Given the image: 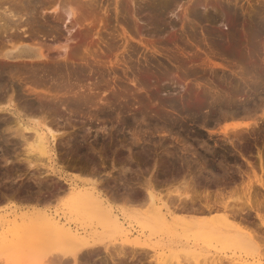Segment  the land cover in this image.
<instances>
[{"label":"rangeland","instance_id":"1","mask_svg":"<svg viewBox=\"0 0 264 264\" xmlns=\"http://www.w3.org/2000/svg\"><path fill=\"white\" fill-rule=\"evenodd\" d=\"M33 1L0 5V264H264V0ZM69 184L123 226L68 212ZM33 207L87 246L13 222Z\"/></svg>","mask_w":264,"mask_h":264},{"label":"bare ground","instance_id":"2","mask_svg":"<svg viewBox=\"0 0 264 264\" xmlns=\"http://www.w3.org/2000/svg\"><path fill=\"white\" fill-rule=\"evenodd\" d=\"M38 1V0H37ZM37 1H35L36 3H37ZM50 1V0H49ZM60 1H62V0H60ZM224 1V0H223ZM7 2H8V5L10 4V5H33L34 4V1L33 0H19V1H16V0H0V5H3L4 3H6L7 4ZM58 2H59V0H58ZM64 2H66L65 0H64ZM69 2V1H68ZM35 3V4H36ZM8 8V7H7ZM16 8V7H15ZM9 10H10V8H9ZM8 9H7V11H9ZM12 10V9H11ZM16 10V9H15ZM67 10H69V9H66V11ZM3 11V10H2ZM6 11V12H7ZM4 12H5V10H4ZM3 13V12H2ZM13 13V12H12ZM70 13H71V11L69 10V12H67V15L69 16L70 15ZM4 14V13H3ZM2 14V17L5 15L6 16V14H4L3 15ZM8 14V13H7ZM8 15H10V14H8ZM14 15H15V13H14ZM4 16V17H5ZM1 17V16H0ZM10 17V16H9ZM18 17V16H17ZM6 18V17H5ZM12 17H10L9 19H11ZM14 18V17H13ZM12 18V19H13ZM1 19V18H0ZM15 19V18H14ZM22 19V18H21ZM3 20H5V19H3ZM6 21V20H5ZM11 21V20H10ZM14 21V20H13ZM19 21V20H18ZM7 22V21H6ZM15 22V21H14ZM15 24H17L16 22H15ZM0 25H1V23H0ZM6 25V24H5ZM21 25H22V22H21ZM20 25V26H21ZM27 25V24H26ZM25 25V26H26ZM30 25H31V23H30ZM30 25H29V27H30ZM8 26V25H7ZM18 26V25H17ZM253 26V25H252ZM3 27V26H2ZM11 27H15V26H12L11 25ZM28 27V26H27ZM1 28V27H0ZM31 28V27H30ZM29 28V29H30ZM10 29V28H9ZM3 30V29H2ZM1 30V31H2ZM26 30V29H25ZM24 30V31H25ZM28 30V29H27ZM1 31H0V33H1ZM15 31V30H14ZM32 31V30H31ZM8 31H6V33H7ZM12 32V31H11ZM28 32V31H27ZM26 32V34L28 35V33ZM10 33V32H9ZM8 33V34H9ZM22 33V32H21ZM34 33V32H33ZM250 33V32H249ZM6 35V34H5ZM17 35V34H16ZM36 35V34H35ZM34 35V36H35ZM2 37V36H1ZM5 37V36H4ZM22 37V36H21ZM254 38V37H253ZM6 39V38H5ZM18 39V38H17ZM23 39V38H22ZM4 40V39H3ZM7 40V39H6ZM250 40H251V38H250ZM8 41V40H7ZM145 41H146V39H145ZM144 41V42H145ZM153 39L152 40H150L149 39V41H148V39H147V41L146 42H151V43H153ZM236 41V40H235ZM6 42V41H5ZM17 42V40L15 41V43ZM13 43H14V41H13ZM1 44V43H0ZM6 45V44H5ZM1 46H4V44L3 45H1ZM6 47V46H5ZM10 47V46H9ZM254 47V46H253ZM4 48V47H3ZM62 49H65L64 50V55L62 56V55H60L61 57L60 58H63L64 60L63 61H67L68 59H69V57H67V52L68 51H66L67 49H66V47H61ZM68 48V47H67ZM2 49V48H1ZM48 49V48H47ZM59 49V48H58ZM245 49V48H244ZM10 50H11V48H10ZM13 50V49H12ZM50 50V49H49ZM1 52V51H0ZM232 52V51H231ZM230 52V53H231ZM233 53V52H232ZM12 54V53H11ZM252 55V54H251ZM253 56V55H252ZM46 57V56H45ZM250 57V56H249ZM68 58V59H67ZM2 59V58H1ZM44 61V60H43ZM48 61V60H47ZM2 62V61H1ZM46 62V61H45ZM251 62V61H250ZM249 62V63H250ZM16 63V62H15ZM15 63H13V64H15ZM18 63V62H17ZM252 65H254V64H252ZM240 66V65H239ZM250 67V66H249ZM254 67H256V66H254ZM253 67V68H254ZM242 68V67H241ZM245 67H243V69H244ZM247 68V67H246ZM245 68V69H246ZM4 69V68H3ZM243 69H242V71H243ZM46 71H48V70H46ZM241 71V70H240ZM247 71V70H246ZM250 71V70H249ZM252 71V70H251ZM9 72V71H8ZM18 72H19V70H18ZM256 72V71H255ZM255 72H253L252 71V73H255ZM51 73V72H50ZM248 73V72H247ZM252 73H250V77H251V74ZM258 73V72H257ZM13 75V74H12ZM241 75V74H240ZM246 75V74H245ZM245 75H244V77H245ZM248 75V74H247ZM53 76V75H52ZM255 74H254V78H255ZM47 77V76H46ZM253 77V76H252ZM258 77H260V76H258ZM49 78H51L50 76H49ZM261 78V77H260ZM245 79V78H244ZM253 79V78H252ZM256 79V78H255ZM254 79V80H255ZM51 80V79H50ZM52 81H53V79H52ZM245 81V80H244ZM250 81V80H249ZM248 81V82H249ZM253 81V80H252ZM54 82V81H53ZM247 82V83H248ZM256 82V81H255ZM246 83V82H245ZM252 83H254V81L252 82ZM259 83V82H258ZM257 84V83H256ZM243 85V84H242ZM251 85V84H250ZM249 85V86H250ZM260 85H261V83H260ZM257 86V88H258V86L259 85H256ZM245 88V87H244ZM252 88V87H251ZM254 88V87H253ZM233 89H236V88H233ZM243 90V89H242ZM257 90V89H256ZM232 91H235V90H232ZM253 91V90H252ZM243 93V92H242ZM246 94V93H245ZM235 95V94H234ZM218 98V97H217ZM226 98V97H225ZM233 98V97H232ZM224 99V98H223ZM222 99V100H223ZM76 101V100H75ZM231 102V101H230ZM233 102V101H232ZM221 103H223V102H221ZM221 103H219V109L221 110L223 107H225V106H227V104L229 103H227V101H226V103H225V101H224V103L223 104H221ZM235 103V102H234ZM230 104V103H229ZM228 104V105H229ZM245 105V104H244ZM256 105V104H255ZM243 106V105H242ZM254 106V105H253ZM196 109H198V108H196ZM233 109H235V108H233ZM245 109V108H244ZM251 109V108H250ZM222 111V110H221ZM226 111V110H225ZM229 111V110H228ZM12 112V111H11ZM221 113V112H220ZM222 116V115H221ZM225 116V115H224ZM211 118V117H210ZM218 118V117H217ZM193 119V118H192ZM202 121V120H201ZM15 122V121H14ZM207 122V121H206ZM209 122V121H208ZM16 123L18 124V126H25L24 125V122H23V120H21V118H20V116H17V120H16ZM255 125H256V121L255 122H253ZM253 123H251V124H253ZM258 123V122H257ZM236 124V123H235ZM231 125H233V124H231ZM248 126H250L249 124H247ZM246 125V126H247ZM232 128H238L239 127V125H234V126H231ZM252 127H253V125H252ZM25 129H28L27 127H24V130ZM33 129V128H32ZM50 129V128H49ZM22 130V129H21ZM21 130H20V128H18L17 129V133H16V135L18 136H23L22 135V133H21ZM40 130H41V132H40ZM15 131V130H14ZM29 131H32L31 129H29ZM24 132V131H23ZM35 133H32V134H34L33 135V137H34V140H35V142L36 143H38V145H44L45 143H46V138H47V133L45 132H43V130L42 129H39V130H35L34 131ZM49 132H50V134H51V136L52 137H55V135L53 134L54 133V131L52 132V130L50 129L49 130ZM15 135V136H16ZM18 136V137H19ZM29 137V136H28ZM24 140L26 141L27 139H26V137H24ZM33 140V141H34ZM49 144V143H48ZM46 145V144H45ZM48 146V145H47ZM49 147V146H48ZM47 150V149H46ZM263 151V150H262ZM260 152L261 151H259V158H260V160L262 159L261 158V155H262V152H261V154H260ZM61 159V158H60ZM246 159V158H245ZM89 160V159H88ZM250 161V160H249ZM248 161V162H249ZM50 164H52V163H50ZM89 164V163H88ZM58 173H60V172H58ZM60 175V174H59ZM38 177V176H37ZM41 178V177H40ZM39 178V179H40ZM38 183V185H39V183L40 182H38V180H37V182H36V184ZM45 183V182H44ZM53 183V182H52ZM60 184V183H59ZM47 185V184H46ZM70 186L67 188V190H68V194H67V196L65 197V199H64V201H63V204H65V206L67 207L66 209H68L69 211L68 212H72V211H74V209L76 210L77 209V207L79 206V204L81 203V202H85L86 201V203H88V208L91 210V212L93 213V214H95L96 216H97V218H98V221H99V223L100 224H102V225H100V226H106V227H116V228H120V227H122L123 226V223H122V221H120V218H119V214L117 215L116 213H114V211H113V208L110 206V204H109V202H108V200L107 199H102V197H101V195H99L98 193L97 194H95V193H84V192H82L81 190H79V189H77L76 187H74V186H72L71 184H69ZM54 186H56V185H54ZM63 186V185H62ZM61 186V187H62ZM37 187V186H36ZM41 187H42V185H41ZM60 187V188H61ZM18 188V187H17ZM38 188V187H37ZM59 188V187H58ZM11 189H15V188H11ZM27 189V188H26ZM29 189V188H28ZM35 189V188H34ZM94 189V188H93ZM43 190V189H42ZM42 190H40L39 189V191H37L36 193L37 194H33L32 192V194L33 195H30L29 197H30V199L29 200H32L33 201V203L35 202H40V201H45V200H47L48 198H49V196H52L53 197V195L52 194H49V193H47V189H46V193H42ZM62 190V189H61ZM64 190V189H63ZM18 191V190H17ZM20 191V190H19ZM27 191V190H26ZM54 191H56V190H54ZM65 191H66V189H65ZM8 192V191H7ZM29 192V191H28ZM58 192H59V190H58ZM93 192V191H92ZM4 194V193H3ZM10 194H13V193H10ZM21 194V193H20ZM23 194V193H22ZM57 194V193H56ZM19 195V194H18ZM27 195V194H26ZM7 196V195H6ZM10 196V195H9ZM16 196V195H15ZM65 196V195H64ZM2 198V197H1ZM42 198H44V199H42ZM51 198V197H50ZM57 198H58V196H57ZM109 198H110V196H109ZM6 199V198H5ZM14 199V198H13ZM42 199V200H41ZM192 199V198H191ZM16 200V199H15ZM27 200H28V198H27ZM57 200V199H56ZM187 200V199H186ZM186 200H184V201H186ZM189 200V199H188ZM3 201V200H2ZM182 201V200H181ZM190 201H192V200H190ZM189 201V202H190ZM27 202V201H26ZM47 202H49V200L48 201H46V203ZM60 202V201H59ZM175 202V201H174ZM180 202V201H179ZM193 202H194V199H193ZM34 203V204H35ZM42 203V202H41ZM44 203V202H43ZM167 203V202H166ZM171 203H173V202H171ZM178 203V202H177ZM181 203H183V201L182 202H180L179 204L181 205ZM186 203V202H185ZM185 203L184 204H182L181 205V207L183 206V205H185ZM60 204H62V203H60ZM168 204V203H167ZM190 204H192V203H190ZM195 204V203H194ZM38 205V204H37ZM177 205V204H176ZM175 205V206H176ZM187 205H188V203H187ZM193 205V204H192ZM191 205V206H192ZM170 206H172V205H170ZM190 206V205H189ZM190 206V207H191ZM194 206V205H193ZM174 207V206H173ZM178 207V206H177ZM177 207H175V208H177ZM180 207V208H181ZM185 207V206H184ZM204 207H206V206H204ZM204 207H201L202 209H204ZM37 208H39V207H37ZM37 208H27V209H24V208H18L20 211H21V214L18 216V217H15L14 218V220H13V222L16 224V225H20V224H22L23 222H27L28 223V225L30 224V225H32V226H34V225H37V224H39L42 228H43V232H44V234H45V236H44V238H45V240H47V241H51V242H54V241H61V242H63V243H65V244H69V245H71L70 247H67V249H69L70 250V254L72 255V257L73 258H75L76 257V255L77 254H80V253H77V252H79L81 249L80 248H82L83 246H87V242L88 241H86V240H84V236L77 230V229H74L73 227H72V225L68 222V221H66V220H62V217H60V214L59 213H57V211H52V210H50L49 208L47 209H45V208H41V209H37ZM166 210H168V207H167V205H166ZM186 208H187V206H186ZM194 208V207H193ZM193 208H191V209H193ZM198 208V207H197ZM65 209V210H66ZM174 209V208H173ZM183 209H185V208H183ZM190 208H188L187 210H189ZM199 209H200V207H199ZM201 209V210H202ZM206 209V208H205ZM204 209V210H205ZM55 210V209H54ZM80 210V209H79ZM160 210H161V208H160ZM183 211H185V210H183ZM189 211H191V210H189ZM189 211H187V212H189ZM194 212H195V209L193 210ZM203 211V210H202ZM61 212V211H60ZM168 212V211H167ZM199 212V211H198ZM243 215V214H242ZM78 216V215H77ZM227 217V216H226ZM243 218H245V217H242V219ZM166 219V218H165ZM0 220H2L1 218H0ZM247 220V219H246ZM99 223H98V225H99ZM197 226V225H196ZM22 229V228H21ZM216 237V236H215ZM89 245V244H88ZM94 247V246H93ZM93 249H95V248H93ZM2 250V249H1ZM96 250V249H95ZM94 250V251H95ZM82 253H84V252H82ZM91 253V252H90ZM98 256H96L95 258H97ZM218 258V257H217ZM31 259V258H30ZM98 259V258H97ZM110 259H111V261H112V258L110 257ZM202 259V258H201ZM208 259V258H207ZM214 259V258H213ZM22 260V259H21ZM95 260V259H94ZM100 260V259H99ZM28 262H25V259H24V261L22 260V261H19L20 263L22 262H25V263H28L29 264V260H27ZM114 261V260H113ZM182 261V260H181ZM213 261V260H212ZM180 262V261H179ZM189 262H190V259H189ZM19 263V264H20ZM30 263L32 264L33 263V261L31 262L30 261ZM43 263V262H42ZM113 264H115L114 262H112ZM195 264H201L199 261H197V260H195V262H194ZM206 263H207V261H206ZM219 263V262H218ZM221 263V262H220ZM172 264V263H171ZM177 264H182V263H177ZM193 264V263H192Z\"/></svg>","mask_w":264,"mask_h":264}]
</instances>
